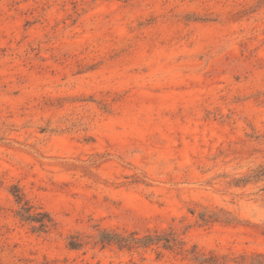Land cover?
Returning a JSON list of instances; mask_svg holds the SVG:
<instances>
[{"label":"rangeland","instance_id":"374dc122","mask_svg":"<svg viewBox=\"0 0 264 264\" xmlns=\"http://www.w3.org/2000/svg\"><path fill=\"white\" fill-rule=\"evenodd\" d=\"M261 169L264 0H0V264H264Z\"/></svg>","mask_w":264,"mask_h":264},{"label":"trees","instance_id":"16d2710c","mask_svg":"<svg viewBox=\"0 0 264 264\" xmlns=\"http://www.w3.org/2000/svg\"><path fill=\"white\" fill-rule=\"evenodd\" d=\"M260 177H264V169H261L260 171H258L257 175H255V178H260ZM44 224H41V227H43Z\"/></svg>","mask_w":264,"mask_h":264}]
</instances>
